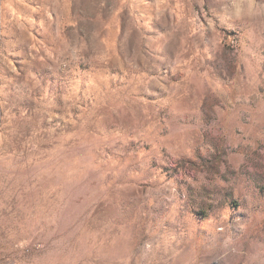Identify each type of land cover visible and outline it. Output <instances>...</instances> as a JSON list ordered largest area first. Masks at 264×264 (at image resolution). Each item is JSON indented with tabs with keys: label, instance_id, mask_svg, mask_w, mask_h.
<instances>
[{
	"label": "rangeland",
	"instance_id": "obj_1",
	"mask_svg": "<svg viewBox=\"0 0 264 264\" xmlns=\"http://www.w3.org/2000/svg\"><path fill=\"white\" fill-rule=\"evenodd\" d=\"M0 264H264V0H0Z\"/></svg>",
	"mask_w": 264,
	"mask_h": 264
}]
</instances>
